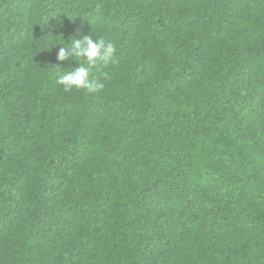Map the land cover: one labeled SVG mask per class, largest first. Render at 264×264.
Here are the masks:
<instances>
[{"label": "trees", "instance_id": "16d2710c", "mask_svg": "<svg viewBox=\"0 0 264 264\" xmlns=\"http://www.w3.org/2000/svg\"><path fill=\"white\" fill-rule=\"evenodd\" d=\"M0 264H264V0H0Z\"/></svg>", "mask_w": 264, "mask_h": 264}, {"label": "clouds", "instance_id": "9594fccd", "mask_svg": "<svg viewBox=\"0 0 264 264\" xmlns=\"http://www.w3.org/2000/svg\"><path fill=\"white\" fill-rule=\"evenodd\" d=\"M80 38H70L71 43L67 46H60L57 53L58 62H69L72 59L79 61V67L63 71L56 78V85L61 87L65 93L72 91L86 90L88 93H99L105 88L106 80L111 79V75L106 69L109 63H114V56L117 51L116 46L110 40L103 37L93 38L90 34H83V30H78ZM96 69L97 76L92 75V70Z\"/></svg>", "mask_w": 264, "mask_h": 264}]
</instances>
